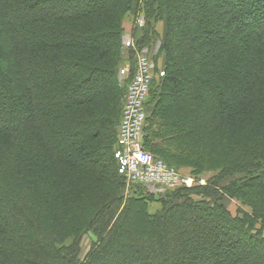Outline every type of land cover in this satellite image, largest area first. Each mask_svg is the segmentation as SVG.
Wrapping results in <instances>:
<instances>
[{
	"label": "trees",
	"instance_id": "1",
	"mask_svg": "<svg viewBox=\"0 0 264 264\" xmlns=\"http://www.w3.org/2000/svg\"><path fill=\"white\" fill-rule=\"evenodd\" d=\"M132 4L144 14L138 47L164 21L143 148L194 174L237 168L222 190L250 212L187 198L201 186L153 213L143 196L122 203L116 67ZM263 260L264 0H0V264Z\"/></svg>",
	"mask_w": 264,
	"mask_h": 264
},
{
	"label": "rangeland",
	"instance_id": "2",
	"mask_svg": "<svg viewBox=\"0 0 264 264\" xmlns=\"http://www.w3.org/2000/svg\"><path fill=\"white\" fill-rule=\"evenodd\" d=\"M50 7V6H49ZM51 9V8H50ZM144 14L143 11L139 8L135 9L132 4V8L124 14L121 24V33H120V59L118 65L116 67V77L118 84H120L121 88L126 87L128 82V77L123 76L119 73L121 68H129V72H132V68L134 67L135 60L130 59V50L125 47V41L129 40L132 37L134 40L136 37L141 35V32L144 28ZM164 34V21L163 18L154 19L151 21V32H149V36L151 37V42L146 46H143L144 52L150 57L151 61H153V72H152V81L150 83L148 95L146 98L145 106V115H148L151 112L153 105L152 101V90L156 84L159 83V80L162 76L159 75V71L163 70V54L160 50V45L163 39ZM144 106V107H145ZM146 125V123H145ZM144 130V129H143ZM144 136V131H143ZM143 136H142V144H143ZM6 141V140H5ZM10 140H7L5 144L9 145ZM3 143V142H2ZM160 158V157H159ZM162 159V158H160ZM164 162L165 160L162 159ZM166 163V162H165ZM167 164V163H166ZM168 165V164H167ZM169 166V165H168ZM172 167V166H170ZM178 174L182 176H190L193 178V186H201L202 190L199 193H191L187 194V198L196 201H204L208 203V205L214 206L222 205V207L229 213L231 217L241 216L243 211L250 212V207L247 203L243 202L241 199H237L236 197H230L222 190V187L227 186L233 181H239L240 177L243 175L242 172L236 170L237 168H233L232 170H228V172L221 171L220 169L215 170H201L198 173H191L190 168L182 167V168H174ZM203 182L201 185L200 182ZM192 186V187H193ZM182 189L184 187L176 186V187H159V186H144L138 185L132 182H127L124 180V187L122 189V203L126 201V199L134 196H143L147 200V209L149 212H155L162 208L164 202H168L169 199L176 200L177 195L182 193ZM212 190L216 191L214 196H210L208 193ZM186 195V194H184ZM174 196V197H173ZM186 198V196H184ZM95 236L91 232H86L82 234L79 240V250H78V258L80 260L84 259L86 254L91 248V245L95 241ZM69 240L65 242L68 244ZM264 261V260H263ZM263 264V263H262Z\"/></svg>",
	"mask_w": 264,
	"mask_h": 264
},
{
	"label": "built area",
	"instance_id": "3",
	"mask_svg": "<svg viewBox=\"0 0 264 264\" xmlns=\"http://www.w3.org/2000/svg\"><path fill=\"white\" fill-rule=\"evenodd\" d=\"M124 44L133 51L135 62L131 74L128 67L119 70L120 74L129 78L116 126L113 155L117 162V172L127 182L138 185L190 188L194 184L192 177L178 174L173 167L143 148L142 136L146 121L144 106L154 64L144 52L145 47H138L132 37ZM159 75H164L163 70L159 71Z\"/></svg>",
	"mask_w": 264,
	"mask_h": 264
}]
</instances>
